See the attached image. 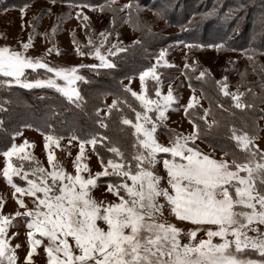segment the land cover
Returning a JSON list of instances; mask_svg holds the SVG:
<instances>
[{"label": "snow or ice", "instance_id": "1", "mask_svg": "<svg viewBox=\"0 0 264 264\" xmlns=\"http://www.w3.org/2000/svg\"><path fill=\"white\" fill-rule=\"evenodd\" d=\"M53 4L56 0H51ZM20 8L21 29L25 27L23 17L26 8ZM78 7H90L84 4ZM131 8V3L124 5ZM103 10V9H101ZM48 11H51L50 9ZM77 19L88 17L81 11L76 13ZM38 19L33 16L32 21ZM29 21V25H32ZM34 27V26H33ZM87 27V25H85ZM55 26L52 31L55 32ZM32 32L28 34V42H21V51L13 50L8 45L0 46V75L10 80H0V84L11 85L15 83L23 88L48 87L62 93L69 100L77 103L82 99L79 92L72 85L85 78L78 74V68H114L108 57L118 53H126L129 48H134L141 42L134 40L130 45L123 46L121 42L112 44L107 52L102 51L105 41L111 33L101 32V42L95 44L89 37L88 45L94 51L85 53L81 51L77 41L76 53L80 56L90 55L99 60L98 64L77 65L72 67L49 66L41 57H30L24 54L31 46ZM41 35H48L41 33ZM119 33H117V36ZM187 48L203 47V45H185ZM220 50L224 44L208 45ZM51 52L52 49H48ZM57 54L59 51L57 50ZM165 50H161L157 57V64L163 60ZM252 59L251 56L248 57ZM168 65L166 60H163ZM157 64H153L139 74L140 91H132L125 86V91L130 92L140 102L142 111H137L128 104L129 109L135 113V122L121 116L122 125H131L135 137L133 144L134 154L131 160L125 161L124 153L119 147H108V152L118 157L119 161L109 158L104 163L100 157L102 171L84 178L81 173L88 170L87 165H81L85 144L95 145L108 137L94 135L87 141H80V152L73 161L75 175L63 170L62 165L55 159L51 145H59V139L52 135L44 136V148L47 152L48 171L42 166L31 170L29 173L20 171L10 162L12 156L23 152L24 144H12L11 148L3 152L5 165L3 176L7 183L14 189L12 195L17 204V210L6 216L0 213V264L6 260L7 264H17V256L5 238L6 230L12 223V217L26 219L27 252L24 257L25 264H34L33 255L37 246H43L47 264H264V233L253 224L264 225V163L253 161L257 156L264 160V152L254 144L255 136L247 132L237 135V129L232 128L231 139L236 141L237 147L249 155L247 162L240 163L235 158L229 162V155L223 152L221 159L211 158V154H204L194 142L201 135L200 127L193 120L192 131L188 134L171 133L167 145L159 142L155 136L157 127L166 121V111L176 101L172 86L166 95H162L159 84L160 76L156 71ZM171 66V65H168ZM189 65L185 63V69ZM26 69H46L45 79L28 80ZM208 75L205 69L200 72L199 78ZM155 81V96L149 98L146 87V78ZM57 78L65 81L64 85L57 82ZM221 85L220 91L224 96H230L234 107L246 109L252 104L242 100L244 93L229 92L227 78L216 81ZM191 87V85H190ZM250 91V90H249ZM75 97V99H73ZM196 97H190L184 106L185 115L194 107ZM127 101L113 99L107 105L108 113L118 108ZM122 111V109H121ZM155 113V120L149 115ZM97 112L99 110L97 109ZM204 115L199 119L204 120L207 129L218 127L219 122L213 119L211 123L206 120L210 109L203 110ZM103 118H101V121ZM107 128V124L101 123ZM71 139H77L72 137ZM190 142L192 146H189ZM71 143V140L69 141ZM112 142L109 140V144ZM170 154L171 159L163 160V167L167 174L168 187H161L164 177L156 174L154 166L157 163V154ZM99 155V154H98ZM178 158V159H177ZM21 159H34L27 155ZM246 175H241V173ZM13 176H19L26 181V186L21 187L13 182ZM116 176L122 178L120 183H109L107 191L118 198V202L98 201L90 194L91 189L97 186L100 177ZM132 183L129 184L127 181ZM32 199L33 207L29 208L24 199L16 194ZM165 203H160L159 198ZM167 207L170 214L180 221L190 222L194 227L187 232L189 242L181 244L178 239L183 229L174 224L162 222L158 217H163V210ZM23 209V211H20ZM103 222L106 227H101ZM215 226L205 229L206 239L196 241L197 232L201 226ZM256 232V236H249L248 229ZM39 234L40 239L35 234ZM18 233H13V236ZM219 237L220 243H214L213 238ZM231 237V238H230ZM46 238L47 243H44ZM69 238L72 243L69 242ZM21 245H16V248ZM249 250L259 254V259H252Z\"/></svg>", "mask_w": 264, "mask_h": 264}, {"label": "trees", "instance_id": "2", "mask_svg": "<svg viewBox=\"0 0 264 264\" xmlns=\"http://www.w3.org/2000/svg\"><path fill=\"white\" fill-rule=\"evenodd\" d=\"M30 1L0 0V12ZM131 1L133 4L127 9L126 19L135 38L141 43L129 48L126 53H118L113 57L114 68L78 70V74L85 78L76 81V89L82 97L78 101L79 106L48 88L26 89L18 85L0 84V152L9 148L14 137L28 125L58 138L76 137L79 141H87L94 135L108 137V140L95 145L98 156L103 159L114 156L107 148L115 145L124 153L125 160H131L135 151V137L132 135L134 129L131 125H122L120 120L122 115L132 121L135 118V113L129 109L128 104L138 111L142 108L125 91L121 81L149 67L150 59L162 47L181 41L187 45L206 47L224 44V47L220 50L214 47L219 59L213 71L204 64L193 62L197 56L195 52L201 47L187 48L189 67L185 69L184 66L180 70L183 79H175L174 73L177 70L174 67L162 66L157 69L161 84L174 81L172 83L176 88L185 81L189 88L198 91L206 106L194 105L187 115L200 127L201 135L198 140L229 153L231 160L235 158L240 163L247 162L249 155L231 139V129L236 128L237 135L247 132L250 136L257 135L262 127L264 130V0H148L147 4L145 0ZM110 2L102 0L99 5L107 13L114 12V18L117 19L115 14L122 4L117 0V4H108ZM142 7L153 9L155 16L145 17L144 13H140ZM160 18L173 26L175 31L165 33L161 24H157ZM153 25L157 26L155 30ZM233 53L240 57L234 58ZM205 69L208 75L198 79L200 72ZM33 72L25 70L27 79H30L29 75ZM222 77H226L236 91L244 93L242 100L253 107L235 108L231 97L224 96L220 91L221 85L216 84ZM3 78L5 77L1 75L0 80ZM154 85L155 82L151 80L146 84L147 89H150V96L155 90ZM107 96L127 101V104L122 103L110 114L101 116L97 109L106 107L104 99ZM204 109H210L207 116L209 121L207 118L206 120L211 123L215 119L219 122L218 127L210 130L206 128L204 120L199 119L204 115ZM101 123L107 124V128L102 127ZM159 129L164 131L163 127Z\"/></svg>", "mask_w": 264, "mask_h": 264}, {"label": "rangeland", "instance_id": "3", "mask_svg": "<svg viewBox=\"0 0 264 264\" xmlns=\"http://www.w3.org/2000/svg\"><path fill=\"white\" fill-rule=\"evenodd\" d=\"M101 1L102 0H56V3L53 4L51 0H31L30 2L22 4L21 6L6 9L5 11L0 12V46L8 45L13 50L21 51V42H28V34L32 32L33 34L31 37V46L27 50H24V54L27 56L41 57L43 59V62L48 63L49 66H61L70 68L72 66L81 64H98L99 60L94 56L78 55L75 50L77 44L73 43V39L77 41L81 51H84L85 53L90 50L94 51V49H91L88 45L89 37H91L92 41L95 44L99 45L101 42V37L99 36V34L102 31L106 34L111 33V35L108 37V40L105 41L104 47L102 49V51H104L105 53L107 52L108 48L114 43L121 42L123 46H126L128 44H131L132 41L137 40V37L135 38V35L126 19L128 8L123 7L124 5H127L129 3L133 4L132 1L117 0L119 4H122L119 10L116 11L115 17H117V19L114 18V12L113 14L108 12V14L105 10H101L102 8L99 5ZM110 1L111 2L108 4H117L115 0ZM147 3L148 0H145V4ZM84 4H88L90 5V7H78ZM25 5L28 6L23 17V23L25 24V27L21 29L22 21L20 8L24 7ZM49 9L51 11H48ZM78 11H81L83 15L87 16L89 18L88 21H83L82 17L80 19H77L76 13ZM140 13H144V16H147V18H153L155 16V14H153V9H150L148 7H144L143 9H141ZM33 16L38 17V19L32 21ZM29 21H32L31 26L28 23ZM157 24H161L165 33L170 34L175 31V28L173 26L164 22L161 18L160 20H157ZM85 25H87V27H85ZM53 26H55V32L52 31ZM156 27V25L152 26L154 30L156 29ZM41 33H47L48 35H41ZM117 33H119L118 36ZM185 45H187L186 42L179 41L175 42L169 47H162L155 55V57L150 59L149 67H151L153 64H157V57L159 56L160 51L163 49L165 50V56L163 60H166L168 62V65H171V67H174L177 70V72L174 73L175 79L182 80L183 77L180 70L185 66L188 58L187 47H185ZM50 48L52 49V51L48 52L47 50ZM57 50L59 51V54H57ZM195 55L197 56L196 59H193V62L204 64V66L210 71L214 70L215 63L217 59H219L214 50V47H201L198 52H195ZM232 56L234 58L240 57L238 56V54L234 53L232 54ZM113 57L115 56H109L108 59L112 62ZM163 60L160 61L159 64H157L156 71L159 67L168 66L164 64ZM147 68L143 69L142 71H145ZM78 70H90V68H78ZM139 74L124 78L121 81L122 87L125 88V86L127 85L132 89V91L139 92ZM52 75V73H47L46 69H36L32 74L29 75L30 79L28 80L45 79L47 78V76ZM223 78L224 77H222L221 80ZM10 79L11 78L5 77L1 80ZM149 80H151L150 77L146 78V84ZM57 82L61 85L65 84V81L59 78H57ZM172 82L174 83V81ZM172 82L168 81L166 83L159 84L162 95L167 94L169 85H171L173 89V95L177 98L171 108H169L165 113L168 119L166 121H163L162 124L157 127V131L155 133L157 140L165 145L168 144L169 136L171 135V133L169 131L167 132V130L172 129L175 130V132L184 134H188L192 131V124L189 122L190 119L187 115H185L184 112V106L187 105L190 97L194 96L198 98L197 100H194V105L206 106L205 102L201 99L200 93L189 88L185 81L180 83L179 86H176V88H174ZM4 85L14 86L17 84L12 83L11 85ZM227 85L229 92H236L234 85L228 82ZM72 86L76 88V82ZM48 89L56 91L53 88ZM147 95L149 96V98L157 99V97L155 96V90L153 91L152 96H150V94L148 93ZM113 99L115 98L111 96L105 97L104 101L106 107L99 109L98 112L101 116H104L106 114L107 105L112 104ZM137 102L140 105V102ZM139 111H142V109ZM149 115L152 116L153 120H155L154 111L150 112ZM207 120L209 121L208 118ZM133 122H135V118L133 119ZM260 125H263V120L260 121ZM160 127H163L165 132L162 131V129H159ZM45 135L52 134L42 133L41 131H38L33 127L25 125L21 129V131L14 137L12 144H16L19 146L21 144H24L25 141L28 142V144L25 145L23 152L18 153L17 155L10 158V162L20 171L21 175H23L24 172H28L29 178H32L31 170L35 169L38 166L37 161L39 162V166L44 167L48 171L53 170L48 164L47 152L44 148ZM52 136L55 137L54 135ZM255 137L256 140L254 141V144L258 146L261 152H264L263 127L259 131V133L255 135ZM60 138L61 139H59V145H51L50 150L52 151L55 159L62 165L63 170L75 175L73 161L75 160L76 155L80 152V141L77 139H71L72 137ZM70 140L71 143H69ZM194 144L204 154H211V158L216 160L221 159L223 152L208 146L198 139L195 140ZM11 146L9 148H11ZM189 146H192L191 142ZM9 148L0 152V213L6 216H11L18 208L17 204L15 203V198L12 195L14 189L7 183L3 176V168L5 165L3 152L7 151ZM25 155H27L28 157H33L34 159H21V157ZM82 155L83 159L80 161L81 165L88 166V170H83L81 173L84 178L88 177L89 170L92 175H95L96 172L103 170L100 163V157L93 150L91 144H85ZM109 158H113L119 161L118 157L107 156L104 159L105 164L107 163V160ZM165 158L171 159L170 154H157V163L154 166L156 174L164 177L161 182V187H168L167 174L163 167V160ZM226 159L229 162L232 161L229 156H227ZM125 161L127 162V160ZM256 162L264 163V160H261L259 157V159L253 161V164ZM241 175H246V173L242 172ZM12 179L13 182L18 184L19 186H26V181L21 180L19 176H13ZM121 179L122 178L116 176L100 177L97 180V186L91 189L90 194L98 201L102 200L106 203L111 201L118 202V198L107 191V186L109 183H120ZM127 183L131 184L132 182L128 180ZM16 196L24 199L29 208L33 207L31 198L27 196H21L20 193H17ZM159 202L165 203L162 197L159 198ZM20 211H23V209H20ZM158 220L174 224L176 227L183 229V231L179 234L178 239L180 240L181 244L189 242L187 232L190 228L194 227L190 222L180 221L176 219L174 215L170 214L167 207H165L163 210V217H158ZM99 223L101 227H106L103 222ZM25 225V218L12 217V223L6 230L5 238L8 240V244L15 251V254L17 256V264H25L24 257L27 252V228ZM208 227L214 228L215 226H201V231L197 232L195 238L197 242L200 239H206L205 229ZM251 227H258L260 229V232L264 233V225L253 224ZM251 227L248 229L247 234L249 236H256L257 233L251 231ZM13 233H18V235L13 236ZM35 235L37 239H40L38 233ZM69 242L72 243L70 238ZM213 242L220 243L221 241L219 237H214ZM44 243H47L46 238L44 239ZM16 245H21V247L16 248ZM249 255L252 259H259V254L255 253L254 251L249 250ZM33 262L34 264H47L46 254L44 252L43 246H37L36 252L33 255ZM3 264H7V261L4 260Z\"/></svg>", "mask_w": 264, "mask_h": 264}]
</instances>
